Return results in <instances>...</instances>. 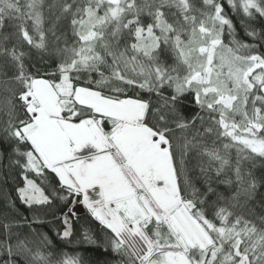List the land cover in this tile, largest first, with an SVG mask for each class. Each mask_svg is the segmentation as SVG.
I'll return each instance as SVG.
<instances>
[{
    "label": "snow or ice",
    "instance_id": "1",
    "mask_svg": "<svg viewBox=\"0 0 264 264\" xmlns=\"http://www.w3.org/2000/svg\"><path fill=\"white\" fill-rule=\"evenodd\" d=\"M0 264H264V0H0Z\"/></svg>",
    "mask_w": 264,
    "mask_h": 264
},
{
    "label": "trees",
    "instance_id": "2",
    "mask_svg": "<svg viewBox=\"0 0 264 264\" xmlns=\"http://www.w3.org/2000/svg\"><path fill=\"white\" fill-rule=\"evenodd\" d=\"M92 255H93V257L94 258H98V259H100L101 260V262L103 261V259H104V257L103 256H98V254L97 253H95V252H93L92 253Z\"/></svg>",
    "mask_w": 264,
    "mask_h": 264
}]
</instances>
